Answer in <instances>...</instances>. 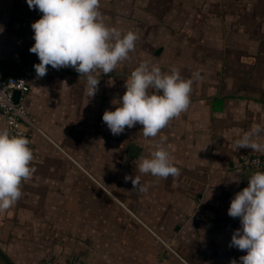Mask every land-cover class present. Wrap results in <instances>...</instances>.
I'll return each mask as SVG.
<instances>
[{"label":"crops","instance_id":"0c3cea01","mask_svg":"<svg viewBox=\"0 0 264 264\" xmlns=\"http://www.w3.org/2000/svg\"><path fill=\"white\" fill-rule=\"evenodd\" d=\"M131 1L100 0L106 25L133 31L139 39L129 60L108 75H97L98 91L90 98L86 77L71 67L48 66L47 74L37 77L34 65L40 61L29 49L35 43L31 25L42 13L35 16L27 0H0V74L30 72L26 126L31 127V166L36 169L30 183L34 193L27 200L30 211L47 214V219L42 215L38 221H47L61 264H153L160 254L168 264H231L232 260L242 264L239 258L246 252L229 247L240 219L230 217L228 209L254 174L234 169L235 163L247 152L258 154L237 149L235 141L253 126H264V0H200L196 13L186 12L185 1L192 6L194 0H144L146 9L158 10H153L158 18L148 14L147 23L138 20L145 10ZM189 21H193L190 29L185 26ZM161 30L173 39L176 30H181L180 38L193 36L192 46L209 38L212 49L236 45L242 66L235 67L226 53L217 57L203 49L207 63L217 66L210 71L217 84L206 87L203 97L156 137L145 138L138 123L114 136L102 120L103 113L119 106L112 101L123 96L126 81L140 62L160 66L164 61L168 43ZM178 44L173 51L191 47ZM179 53L171 55L172 61L182 64ZM175 67L183 78L193 73ZM4 127L0 114V130ZM258 140L264 143V133ZM161 142L180 169L176 178H156L136 168L139 157H150ZM126 175H139L147 192L133 190ZM196 212L201 219L194 218ZM2 219L0 231L9 234L17 217ZM159 238L182 259L163 249Z\"/></svg>","mask_w":264,"mask_h":264},{"label":"clouds","instance_id":"9594fccd","mask_svg":"<svg viewBox=\"0 0 264 264\" xmlns=\"http://www.w3.org/2000/svg\"><path fill=\"white\" fill-rule=\"evenodd\" d=\"M27 4L42 13L31 25L35 43L29 49L40 61L34 65L38 78L47 74L48 66L56 70L71 67L80 77H86V92L91 98L98 91L97 75L112 73L135 51L138 34L106 25L99 10L100 0H27ZM199 78V72L185 79L176 67L162 72L158 65L142 61L126 81L123 96L112 101L119 106L114 111L105 110L102 120L114 136L138 123L145 138H154L171 120L188 110L194 79ZM262 133L264 126H253L235 141L236 148L264 154V143L258 140ZM29 143L26 137L0 130V211L18 202L22 182L30 180L36 171L31 166L34 155ZM136 168L140 174L165 180L180 175L162 142L150 157L141 155ZM124 179L131 181L133 190L147 192L148 186L139 175H126ZM228 215L239 218L241 224L234 230L229 247L246 252L239 258L242 264H264V172H255L248 186L234 195ZM231 264H237L236 260Z\"/></svg>","mask_w":264,"mask_h":264},{"label":"rangeland","instance_id":"374dc122","mask_svg":"<svg viewBox=\"0 0 264 264\" xmlns=\"http://www.w3.org/2000/svg\"><path fill=\"white\" fill-rule=\"evenodd\" d=\"M191 1V0H190ZM146 1L144 0H132L131 3H133L135 5V7H141L142 9L145 10V12L143 13L144 15L140 16V18H138V20L142 23H147L148 22V18L147 15L150 14L151 17L153 18V20L157 19L158 16L157 14L153 11L156 10L158 11L156 8H154L153 10L150 9H146L142 4L145 3ZM185 5H186V12L189 11H193L196 13V10L200 7V0H194V2L191 4L192 6H190V2L189 4L186 3L185 1ZM185 7V6H184ZM136 13H139L138 11H135ZM193 25V21H189L187 22V24L185 23V26H187L189 29L190 27ZM181 28V27H179ZM181 30H176L173 31L174 33V39L172 37L171 34L166 33L164 30H161L159 33L162 36L163 41H166L167 47H166V52L165 53V59L164 61L160 64V68L162 70V72H165L166 70H170V68L175 67L176 65H181L184 67L185 70H190L193 73L195 72H199L200 73V78L198 80L194 79L193 85H192V90L194 92H191V103L194 100H197L198 98H202L204 93V89L206 87H208L209 89L211 88V84L212 83H216L217 82L213 81L214 76H211L210 71L214 70L217 68V66H212L211 64L207 63L208 61L203 58V55H205V52H202L203 49H205L206 51H210V53L212 52V54L217 55H223L226 53V56H229L231 59L233 60V64L235 67H238L240 64L242 66L241 60H240V56L239 54L236 53V45H232L230 46L229 43H227V48L222 50H219L218 47L212 49V40L209 39H205V42H195L197 44V46H192L194 41L192 39H195L193 36L192 37H182L180 38V32ZM185 33L190 32V31H185ZM158 38L160 39L161 37L158 36ZM167 39V40H164ZM187 38V39H186ZM191 38V39H189ZM215 40V39H213ZM178 41L182 42V43H188V45H191L190 48H188L187 46L180 48L181 50L178 51H173L174 50V46L178 45ZM152 44H154V41L152 42ZM182 50H184L182 52ZM179 51H181L179 53ZM225 51V52H223ZM228 52V53H227ZM174 53V54H172ZM176 53H179V57H183V63L181 64L180 62L176 63L175 61H172V57L171 55H175ZM203 54V55H202ZM201 56V57H200ZM207 57V55H206ZM197 58H200L197 60ZM203 58V59H201ZM150 60H154L152 57H150ZM200 60V61H199ZM220 67V66H219ZM179 68V67H177ZM204 71H205V75H204ZM192 73V74H193ZM192 74L187 75L186 77H184L185 79L188 78H192ZM108 75V74H107ZM233 82H235V75H233L232 77ZM31 86V85H30ZM199 88V89H198ZM196 91V93H195ZM30 93V91H29ZM28 93V94H29ZM28 94L25 97V99L28 98ZM25 104H26V100H25ZM32 126V125H31ZM35 129V128H34ZM28 135H29V139L31 140V127L30 129L28 128ZM29 148H31V145H28ZM251 153V152H249ZM248 152L246 153V155H250ZM254 153V152H253ZM261 154V153H258ZM245 155V154H244ZM239 161V160H238ZM238 161L235 163L234 165V169H238L237 168V163ZM31 180L28 181H24L21 184V191H22V197L20 198L21 203H17L14 206L10 207L9 209L5 210V211H0V225L3 226L5 223L3 222L4 219L2 218H9V219H15L17 217V222L13 224L12 230L11 232L8 233H4L2 232V230L0 231L3 234V238L0 237V246L2 247V249H6L7 251H9V255L12 258H15L17 260V264H33L32 260H37L35 264H42L45 259H50L54 264H61L60 258L58 257L59 254L57 252L54 251V244L52 239L54 238H50L48 236V223L47 221H42L39 222L38 218L41 217L42 215L45 216V219L47 214L42 211V213L40 212V214L37 216L35 215V213L33 214L30 211V208H32L30 202H28V199H31L32 197V193H34V190L31 189L30 183ZM71 182H73V180H71ZM27 185V186H26ZM23 201H25V203H22ZM14 213H16V216L14 215ZM196 214H200L197 213ZM195 214V215H196ZM194 215V218H195ZM14 217V218H11ZM42 218V217H41ZM23 219V220H21ZM34 235V237H33ZM166 241V240H165ZM58 242V241H57ZM167 242V241H166ZM169 243V242H167ZM163 244V243H162ZM164 249V247H163ZM32 250H36L35 253H32ZM86 250H89L88 248H86ZM5 251V250H4ZM164 254H160L155 262H153V264L157 263L158 258ZM168 262V260H167ZM3 264V263H2Z\"/></svg>","mask_w":264,"mask_h":264},{"label":"built area","instance_id":"2783aa9c","mask_svg":"<svg viewBox=\"0 0 264 264\" xmlns=\"http://www.w3.org/2000/svg\"><path fill=\"white\" fill-rule=\"evenodd\" d=\"M38 9H33L35 16L39 15ZM30 72L26 71L21 76H3L0 74V114L5 120V127L11 135H19L29 140L28 128L26 124L30 123L29 111L25 104V97L30 91L29 82ZM20 93L18 102H15V92ZM238 168L264 172V154H252L243 156L236 165ZM195 219H201L199 214L195 215ZM163 243L165 250L172 251L173 254L181 258L172 248L171 245L159 238ZM182 259V258H181ZM42 264H54L50 259H45ZM156 264H168L165 255H161Z\"/></svg>","mask_w":264,"mask_h":264},{"label":"trees","instance_id":"16d2710c","mask_svg":"<svg viewBox=\"0 0 264 264\" xmlns=\"http://www.w3.org/2000/svg\"><path fill=\"white\" fill-rule=\"evenodd\" d=\"M252 155V154H250ZM240 160V159H239ZM240 169V168H239ZM241 170V169H240ZM243 170V169H242ZM0 261L4 264H16L11 258L10 256L3 251L2 248H0Z\"/></svg>","mask_w":264,"mask_h":264},{"label":"water","instance_id":"95a60500","mask_svg":"<svg viewBox=\"0 0 264 264\" xmlns=\"http://www.w3.org/2000/svg\"><path fill=\"white\" fill-rule=\"evenodd\" d=\"M158 52H159V50L157 51V53H158ZM19 97H20V93H19L18 91L15 92V95H14L15 102H18ZM134 148H135V146H134Z\"/></svg>","mask_w":264,"mask_h":264}]
</instances>
